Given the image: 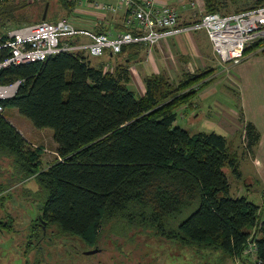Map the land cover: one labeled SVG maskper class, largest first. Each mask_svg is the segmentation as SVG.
<instances>
[{"label":"trees","instance_id":"1","mask_svg":"<svg viewBox=\"0 0 264 264\" xmlns=\"http://www.w3.org/2000/svg\"><path fill=\"white\" fill-rule=\"evenodd\" d=\"M8 2L1 17L16 11ZM56 2L64 14L53 13L54 21L76 5V0ZM204 4L206 12L217 11L216 0ZM262 4L257 0L252 7ZM263 44L264 38L243 54ZM8 54V47H0V61ZM212 71L185 74L177 82L149 75L139 96L129 86L123 62L104 72L88 58L60 51L44 61L0 68V84L22 79L15 94L1 100L4 110L14 108L34 127L50 128L61 158L41 168V152L0 114V159L12 164L10 177L0 180V229L10 231L14 225L13 212L5 208L11 184L33 179L42 206L32 226L43 233L53 224L64 234L95 243L100 228L111 223L115 234L146 233L249 261L243 251L255 232L254 264H264L258 206L229 193L224 168L239 172L226 138L215 132L190 134L174 124L175 110L197 94L191 85ZM244 132L248 146L257 142L259 133L251 122Z\"/></svg>","mask_w":264,"mask_h":264},{"label":"crops","instance_id":"2","mask_svg":"<svg viewBox=\"0 0 264 264\" xmlns=\"http://www.w3.org/2000/svg\"><path fill=\"white\" fill-rule=\"evenodd\" d=\"M37 1L43 2V0ZM101 1L117 2V0ZM46 3H48L47 17L50 0ZM156 3L168 4L177 10V26L182 30L168 33L154 45L135 42L125 45L124 49L122 48L123 50L117 54L106 52L98 57L95 66H107L106 70H113L116 64L123 62L130 76L129 86L139 96L145 93L144 80L149 75L160 74L172 82H177L185 74H197L212 69V73L191 85L194 90H197V94L192 103H185L175 110L176 117L177 112H181L185 118H191L190 124H192V120L197 122L203 115L201 131L215 132L226 138L230 151L237 156L239 175L232 174L239 179L238 181L247 176L243 178L245 181L242 185L236 182L234 188L228 181L229 193L231 195V190H234L231 196H244L257 205L258 217L261 218L259 221L264 222V54H249L243 58L234 59L230 63H222L203 28H185L198 21L200 16L206 12L204 0H156ZM43 11L44 8L40 17ZM56 12L64 14L61 7L56 8L54 13ZM127 12V8L123 5L116 12L107 14L108 17L105 20H93L92 28L103 32H107L111 26L115 30L120 29L125 26L124 18ZM50 16L52 17L51 12ZM82 40L87 41L85 38ZM230 70L232 71L231 76L227 80L239 82L238 90L229 88L230 83L222 80H218L216 84H210L222 76L224 71L229 72ZM204 81H207L203 85L206 87L199 92L203 88L200 86ZM219 83H223L226 89H217ZM222 91L232 96V100L229 101L232 105H227L216 97V94ZM199 102L203 104L200 112L196 111ZM203 110H205L204 114ZM187 114H189L188 117ZM246 122H251L259 133L257 142L252 146H248L245 139ZM183 128L188 130V127ZM226 168L231 171L230 167H225L224 171ZM231 262L235 263L233 260Z\"/></svg>","mask_w":264,"mask_h":264},{"label":"rangeland","instance_id":"3","mask_svg":"<svg viewBox=\"0 0 264 264\" xmlns=\"http://www.w3.org/2000/svg\"><path fill=\"white\" fill-rule=\"evenodd\" d=\"M5 1L0 0V13L5 10H3ZM8 1L9 4H13L17 8L13 14L5 12L2 17L0 16V39L4 35L6 36L11 28L18 26L17 24L38 20L44 8V3L37 0ZM216 1L217 11L223 14L238 12V10L243 11L257 4V0ZM9 4L6 3V5ZM58 7L60 5H57L56 0H50L47 21H54L50 12L53 14ZM263 38L264 36L258 37L246 43L240 55L231 57L226 63L249 54H264L262 51L264 44L243 54L245 48ZM87 58L92 65L97 64L98 57L89 55ZM231 72V70L229 72L224 71L222 76L210 84H216L218 80H222L225 83H230L229 88L238 90L239 82L227 80L230 78ZM205 87L203 86L199 92ZM221 88H224L223 83H219L217 87L219 90H222ZM216 97L227 105H232L229 102L232 100L231 95L222 91V93H217ZM202 106L203 104L199 102L196 111L200 112L203 109ZM202 112L204 114L205 110ZM2 115L17 128L29 146L37 148L41 152V168L48 167L55 159L61 160L56 152L57 144L50 128L38 129L34 127L27 118L20 115L14 108L3 110ZM186 116L188 117L189 114ZM202 118L203 115L197 122L192 120V124H190V117L185 118L181 112H177L175 125L188 127L191 133L201 131L203 129L201 128ZM188 124L190 125L187 126ZM11 166L10 160L0 159V180L10 177ZM225 173L233 188L236 186V182L242 185L245 181L243 178L247 177L244 176L238 181L239 179L228 168L225 169ZM37 190L38 187L33 179L24 184L21 182L11 184L8 191L11 195L8 202L5 203V208L7 211L13 212L14 225L10 231L0 229V264H245V262L254 264L256 260V254L245 253L244 255L249 258V261L237 259V261L235 260L237 263H232L225 252H205L206 250L203 249L188 248L172 240L134 231H129L126 234H115L111 223L100 228L95 243H88L75 234H64L53 224L46 229L44 228L45 233H43L44 230L41 231L40 227L34 228L32 226L36 222L35 219L41 212L42 206L41 199L35 195ZM233 192L234 190H231V195ZM3 215L4 213L0 209V216ZM36 233L39 234L37 239ZM91 249H96V252H86Z\"/></svg>","mask_w":264,"mask_h":264},{"label":"built area","instance_id":"4","mask_svg":"<svg viewBox=\"0 0 264 264\" xmlns=\"http://www.w3.org/2000/svg\"><path fill=\"white\" fill-rule=\"evenodd\" d=\"M123 5L128 10L124 27L115 30L111 26L107 32L92 28L93 20H105L107 14ZM177 25V10L168 4H158L156 0H117L116 3L76 0L74 9L56 21H28L11 28L0 44L9 49L8 56L0 61V68L44 61L60 51L85 58L89 55L99 57L106 52L117 54L130 43L154 45L168 33L182 30ZM185 28H203L221 62L226 63L231 57L240 55L246 43L264 36V4L228 14L205 12ZM106 69L107 66L102 67L104 72ZM21 83V78H15L0 84V114L4 110L1 100L13 96ZM256 237L255 232H251L243 254H256Z\"/></svg>","mask_w":264,"mask_h":264},{"label":"water","instance_id":"5","mask_svg":"<svg viewBox=\"0 0 264 264\" xmlns=\"http://www.w3.org/2000/svg\"><path fill=\"white\" fill-rule=\"evenodd\" d=\"M47 7H48V3L45 4L44 11H43V14H42V17H41L42 20H44L45 17H46ZM86 252L94 253V252H96V249H91V250H88Z\"/></svg>","mask_w":264,"mask_h":264}]
</instances>
